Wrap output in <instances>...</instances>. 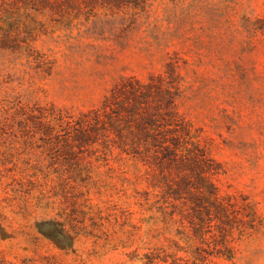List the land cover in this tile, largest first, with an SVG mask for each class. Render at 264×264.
<instances>
[{
	"label": "rangeland",
	"instance_id": "374dc122",
	"mask_svg": "<svg viewBox=\"0 0 264 264\" xmlns=\"http://www.w3.org/2000/svg\"><path fill=\"white\" fill-rule=\"evenodd\" d=\"M116 2L117 8L98 0L95 9L67 10L64 19L2 11L1 22L20 20L22 42H31L0 49V112L39 103L78 115L100 107L121 79L147 81L173 65L180 76L178 111L221 166L214 177L219 194L249 197L261 220L256 232L233 244L235 260L219 264H264V0ZM94 165L89 190L72 186L84 206L62 218L59 206L43 218L31 208L24 218L9 173H0L1 260L142 264L138 259L153 244L131 234L151 215L145 171L117 153ZM66 217L93 235L60 228Z\"/></svg>",
	"mask_w": 264,
	"mask_h": 264
},
{
	"label": "trees",
	"instance_id": "16d2710c",
	"mask_svg": "<svg viewBox=\"0 0 264 264\" xmlns=\"http://www.w3.org/2000/svg\"><path fill=\"white\" fill-rule=\"evenodd\" d=\"M103 1L101 5L119 7L116 0ZM97 4L98 0H0V13L50 12L64 19L67 10L80 12ZM1 21L0 49L14 50L5 45L24 39L20 20ZM25 40L22 43L29 45L31 40ZM180 96V76L172 65L147 81L121 79L100 107L78 115L54 104L19 103L9 108L13 112L3 107L0 173H9L19 214L29 217L35 208L43 218L59 206L62 218L70 208H82L84 202L75 199L72 186L89 190L96 183L94 163L108 164L117 153L142 167L148 184L145 212L151 215L133 226L131 234L153 244L138 259L142 264L233 262V244L256 232L261 220L249 197L219 194L214 177L221 166L179 113ZM58 225L77 235H93L67 217ZM28 263L0 259V264Z\"/></svg>",
	"mask_w": 264,
	"mask_h": 264
}]
</instances>
